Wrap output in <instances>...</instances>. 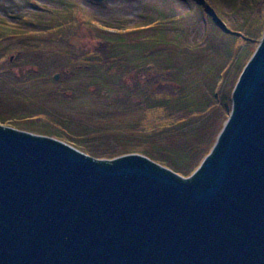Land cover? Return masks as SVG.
<instances>
[{"label": "water", "instance_id": "1", "mask_svg": "<svg viewBox=\"0 0 264 264\" xmlns=\"http://www.w3.org/2000/svg\"><path fill=\"white\" fill-rule=\"evenodd\" d=\"M0 264H264V34L190 178L0 126Z\"/></svg>", "mask_w": 264, "mask_h": 264}, {"label": "rangeland", "instance_id": "2", "mask_svg": "<svg viewBox=\"0 0 264 264\" xmlns=\"http://www.w3.org/2000/svg\"><path fill=\"white\" fill-rule=\"evenodd\" d=\"M26 1L0 0V16L12 22V16L20 10L25 14L58 15L55 25H60L61 35L58 39L55 34L41 31L25 37L6 36L0 42L10 48L7 58L0 60V120L5 121L0 126L52 137L102 160L147 154L179 172L193 166L182 174L185 178L192 177L212 152L229 117L216 128L214 143L207 146L208 153L202 160L199 157L194 161V151L181 149L178 144L181 140L193 141L197 124L177 130L172 126L175 120L165 121L168 113L165 107L147 101L142 92L137 97H129V93L134 81L142 82L156 74L148 69L137 72V66H151L160 56L170 55L166 66L181 65L186 84L199 81L200 76L219 73L218 85L230 91L224 81L231 80L232 69L229 71L227 64L220 70L217 61L208 57L213 44H222V39L214 40L217 27L209 18L199 16L195 8L187 12L173 0H30L33 5L19 7ZM175 16L179 18L177 22L186 26L182 39L176 35L179 29L171 23L176 21ZM164 20L168 21L164 30L169 43H163L161 33H156L155 26ZM225 20L229 23L230 16ZM77 30L78 43H73ZM152 33L155 34L148 39L146 35ZM100 43L109 52L112 47L113 56L127 57L121 60L122 65L136 71L126 77L127 67L117 66L118 59L114 58L109 72L99 64H95L98 71L78 72V65L87 63L91 67L85 51L97 49ZM19 48H25L23 57L17 54ZM80 48L83 55L78 58L72 53L67 55V51ZM64 67L75 72V76L67 78ZM202 90L205 88L199 84V95Z\"/></svg>", "mask_w": 264, "mask_h": 264}, {"label": "trees", "instance_id": "3", "mask_svg": "<svg viewBox=\"0 0 264 264\" xmlns=\"http://www.w3.org/2000/svg\"><path fill=\"white\" fill-rule=\"evenodd\" d=\"M173 1L177 5L185 8L187 12H190V10L195 8L194 10H196L199 16H207L210 22L217 27V32L213 37L215 38V41L222 39V41H220L222 44H213L212 51L208 57L209 60L215 63L217 61L216 64L219 65L220 70L227 67V64L230 68H228V70L231 71L232 69L233 73L231 80L226 79L224 81L225 86L231 87V90H223L224 85H218L219 73L217 76H210V74H206L200 76L199 81H195L190 85L186 84L185 77L182 74L181 65L175 67L173 66L172 68L166 66V62H168V59L171 58V55L169 54L170 56L168 57L160 56V58L155 59L157 63L154 62L151 66L143 67V65H139L136 67L137 72H143L144 69H148L149 71H156V74L144 79L142 82H140L141 80L139 82L134 81L135 86L131 88L129 97H137L140 92H142L147 101H156L158 105L165 107L168 110L165 121L170 119L172 121L175 120L172 126L177 127V130H183L193 124H197L195 126L197 133L196 136L193 135V141L185 142L181 140L178 146L181 149L184 147V149L188 150V152L194 151V161L199 157H201L202 160V158H204V156L208 153L207 146L209 144L212 146L214 143L213 137L216 135V128L219 124H223L230 116V113L233 110V91L245 66L251 60L260 45L264 34V0ZM27 5H33V2L27 0L24 4H19V7L26 8ZM55 16L58 15L47 13L35 14L34 12L25 14V12L21 10L19 13L12 16V22L0 16V42H2L6 36L8 38L21 36L25 37L27 35H31L33 32L36 33L41 31H46L53 35L55 34L58 38L59 35H61V29L59 24L55 25ZM227 16H230L231 18L229 23L225 20V17ZM175 17L177 18L176 21H171V23L175 29H179L176 35L182 39L186 26L177 22L179 19L178 16ZM167 22L168 21L164 20L159 25L155 26V28L158 29V32L156 33H161L162 35L163 43H169L165 38L166 30H164ZM77 32L78 30L75 31V37L72 38L75 39L73 43H78ZM153 34L155 33L147 34L146 37L150 39ZM71 44L72 43L68 42V45ZM175 45L177 46V44ZM253 46H255V48ZM185 47H188V43ZM23 49L21 50V48H19L17 51V54L20 57L25 55ZM9 50L10 48L8 45L0 44V60L7 58ZM160 50L164 52V49ZM111 51L109 52L108 47L101 43L95 50L87 49L85 53L89 54L91 67L87 63L86 64L88 66L86 64L78 65L77 71H89V69L98 71L95 64H99L100 66L102 65L106 67L107 70H111V63L115 61L114 58L118 59L116 62L117 66L127 67L124 70L126 71V77L131 72L136 71V68L134 67L122 65L121 60L127 59V57L122 55L113 56ZM96 52H101L102 54L97 56ZM69 53H72L76 58H78L81 54L83 55L81 48L80 50L76 49V51L72 52L67 51L68 56ZM63 69L67 78L74 77L76 74L71 70H67L68 67H64ZM210 70H212V67ZM199 84L205 88V91L208 92L206 93L202 90L201 95H199L197 92ZM0 122L5 121L0 120ZM15 125L19 126L18 124ZM20 127L31 130L27 126ZM145 156L149 157L154 162L165 166L155 161L147 154H145ZM192 167L187 171L192 169ZM168 168L181 176L187 172H179L171 167Z\"/></svg>", "mask_w": 264, "mask_h": 264}]
</instances>
